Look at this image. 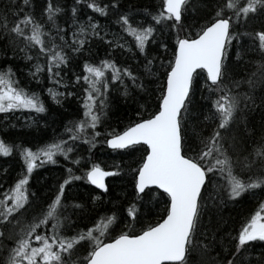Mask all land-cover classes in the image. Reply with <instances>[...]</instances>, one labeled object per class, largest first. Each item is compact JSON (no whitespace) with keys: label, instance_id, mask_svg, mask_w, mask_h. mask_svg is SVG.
Segmentation results:
<instances>
[{"label":"snow or ice","instance_id":"6c2138e0","mask_svg":"<svg viewBox=\"0 0 264 264\" xmlns=\"http://www.w3.org/2000/svg\"><path fill=\"white\" fill-rule=\"evenodd\" d=\"M200 4L0 0V114L48 112L16 78L20 60L37 85L47 78L54 86V103L76 97L83 109L49 141L25 147L0 138V156L17 151L23 164L14 183L0 182V264H264V202L239 230L222 228L220 216L245 194L264 192V0ZM113 87L137 105L136 117L102 133ZM101 136L130 157L127 172L92 160ZM60 157L73 167L37 207L31 177ZM127 175V207L81 226L86 206L66 189L85 181L110 194L105 178Z\"/></svg>","mask_w":264,"mask_h":264},{"label":"trees","instance_id":"16d2710c","mask_svg":"<svg viewBox=\"0 0 264 264\" xmlns=\"http://www.w3.org/2000/svg\"><path fill=\"white\" fill-rule=\"evenodd\" d=\"M142 3H156L159 4L160 0H141ZM67 3L70 5L72 0H67ZM197 6L202 8L200 0H196ZM203 15V12L199 13ZM106 21L101 18L100 23L103 24ZM60 23H63L61 18ZM116 31L115 28L112 29ZM241 31V29H240ZM243 40L245 47L250 45L251 41ZM101 54L103 50L101 49ZM247 59V57H245ZM14 67L18 69L16 71V78L19 80L21 86L26 87L27 89L36 92L45 102L48 112L44 114H35L30 113L29 111H16L9 113L7 115L0 114V138H4L9 143L15 141L17 144H23L25 147H31L32 145L43 143L44 141L51 140L54 136H60L64 133V126L69 121L79 120L83 117V109L81 107V101L76 97H70L63 101L62 105L54 103L51 97L48 95L47 89L54 87L50 84L47 78L42 80V83L37 85V83L28 76L29 65L25 61H18ZM79 69H77L78 71ZM62 75H64L62 73ZM71 74L69 73L66 77L71 79ZM61 88V92H64L65 89ZM69 91H76L80 93L81 90L77 89H68ZM111 99L112 105L111 110L108 114L106 121L101 127L98 128L102 133L105 131H110L113 128L122 129L130 120L135 119L136 117V108L137 105L131 101L125 102L123 98L120 97V93L115 87L111 89ZM149 105L154 106V99L149 100ZM151 107H149V111ZM28 122V124H21L20 121ZM33 121L35 123H33ZM65 139L67 137H64ZM98 143L95 148L91 149V156L94 162L101 164V167L104 169L115 170L114 165L123 163L125 165L123 171L127 172V162L130 157L123 155L121 152H114L107 149V145L103 143V136L97 138ZM89 145L80 144L78 149V154L80 156L86 157L89 155ZM138 155V153H137ZM60 159L55 165H45L44 167L36 170L31 177L32 190H38V196L40 200L37 202V207H46L44 201L54 198V194L57 191L58 184L66 178L65 169L68 168L69 163H65L63 160L61 164H58ZM7 169V175H4L3 170ZM23 171L22 158L19 153L16 151L10 157L0 156V182H5L4 187H8L10 184L14 183L18 176ZM75 171V170H74ZM76 175H80V171H75ZM223 178V179H222ZM131 177L130 175L124 176L123 178L112 177L108 181V186L110 189V194H101L100 201L93 202L91 197L92 193H98L95 189L88 186L85 182L86 189L78 185H71L66 189V195L70 200L84 204L85 210L82 214L83 219L81 221V226L83 224H89L92 226L90 221L93 218L97 219L99 223L98 214L107 213L111 215L109 209H114L116 206L121 208H126L127 204L124 202V194L131 193V184L129 183ZM221 183L226 184L228 181L227 171L221 177H219ZM100 195V194H99ZM260 202H264V192L260 189L255 190L254 192H249L245 194L237 202L229 203L226 207H223L220 212L222 217L221 227H226L228 231L237 230L238 226L245 222L251 214L258 209ZM162 207V205H161ZM75 219V217H73ZM72 233H66V235H71Z\"/></svg>","mask_w":264,"mask_h":264},{"label":"bare ground","instance_id":"6f19581e","mask_svg":"<svg viewBox=\"0 0 264 264\" xmlns=\"http://www.w3.org/2000/svg\"><path fill=\"white\" fill-rule=\"evenodd\" d=\"M245 29L243 28V27H241V31H244ZM59 91H61V88H59L58 89ZM26 119H23V121H20V123L21 124H26V122L27 121H25ZM28 124V123H27ZM107 149L108 150H111L110 148H108V146H107ZM113 151V150H112ZM16 153H17V151H16ZM60 159V161H59V163L58 164H61L62 163V161L64 160V158L63 157H60L59 158ZM58 159V160H59ZM65 163H68V162H65ZM69 167H73L71 164H69L68 165ZM105 171H115V170H110V169H104ZM110 178H112L111 176L110 177H107V179H106V184L108 185V181L110 180ZM223 179V178H222ZM75 185H78V186H80V187H82L83 189H85V190H87L86 189V184H85V182L84 181H76L75 183H74ZM73 184V185H74ZM88 184V186L89 187H91V188H93V189H95L98 193H92V196L93 197H100V199L102 198L101 197V194H102V191L103 190H101V189H97L94 185H91V184H89V183H87ZM83 185H85V186H83ZM100 194V195H99ZM100 199H98V200H96V201H100ZM241 226H242V223L238 226V228H237V230H239L240 228H241Z\"/></svg>","mask_w":264,"mask_h":264},{"label":"rangeland","instance_id":"374dc122","mask_svg":"<svg viewBox=\"0 0 264 264\" xmlns=\"http://www.w3.org/2000/svg\"><path fill=\"white\" fill-rule=\"evenodd\" d=\"M256 23H257L256 21H253V22L249 23V25H248V30H251L253 27H255V26H256ZM240 29H241V28H240ZM244 31H245V30H244ZM241 39H242V41H243L244 39H246V40H248V41L250 40L248 37H242ZM246 40H245V41H246ZM246 42H247V41H246Z\"/></svg>","mask_w":264,"mask_h":264},{"label":"water","instance_id":"95a60500","mask_svg":"<svg viewBox=\"0 0 264 264\" xmlns=\"http://www.w3.org/2000/svg\"><path fill=\"white\" fill-rule=\"evenodd\" d=\"M106 179H107V177L105 178V183H106ZM107 185V184H106Z\"/></svg>","mask_w":264,"mask_h":264}]
</instances>
